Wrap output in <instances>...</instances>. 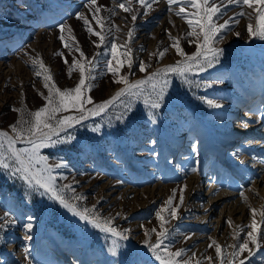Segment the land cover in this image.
I'll list each match as a JSON object with an SVG mask.
<instances>
[{"label":"rangeland","instance_id":"1","mask_svg":"<svg viewBox=\"0 0 264 264\" xmlns=\"http://www.w3.org/2000/svg\"><path fill=\"white\" fill-rule=\"evenodd\" d=\"M215 2L222 6L227 0ZM85 3L86 0H0V130L13 135L9 125L15 123L20 115L12 111L13 108L31 112L45 104L38 93L47 95V90L42 79L34 75L32 67V59L37 54L63 90L75 87L79 80L78 70L73 71L71 78L68 76L73 57L81 59L75 51L77 43L88 59L105 51L104 47L95 46L94 41L98 42V38L89 35L83 21L76 19L77 12L83 13L91 26L99 31L91 13L84 7ZM98 4L116 10L115 16L104 10L101 12L102 16L110 17L109 26L114 24L119 29H113L109 39L115 37L117 44L123 45L128 39V29H135L130 43L135 61L132 74L129 75L127 65L120 71L122 76L129 75L130 81L147 74L139 71V61L150 65L147 69L150 71L165 59H182L170 46L169 33L179 39L187 54L196 51L195 43H189L195 38H186L189 29L185 20L174 12H168L166 0L153 5L148 15H144L140 5L134 3L132 6L138 17L134 23L131 13L116 7V0H98ZM241 10L251 13L252 18L236 16ZM229 18L239 20V23H232L224 39L215 44L223 49L220 63L203 73L187 74L190 83L170 75V84L160 109H151L140 97L133 100L132 111L124 113L121 102L117 101L100 115L67 130L76 138L72 143L40 149V154L46 156L50 164L66 165L52 169L53 175L63 177L57 180L58 189L65 184L71 185L72 190H62L65 199L76 205L78 210L91 209L95 205L96 213L102 217L115 218L113 223L117 229L131 230L130 239L120 241L118 254L113 256L109 251L114 237L68 214L49 195H41L42 189L30 191L18 177L0 170V216L9 211L17 221L0 231V264H29V261L31 264H159L154 257L146 256L151 253L141 242L145 238V229L156 228L159 231L155 213L164 207V201L172 195L173 189L177 190L173 206L179 205L178 219L169 217L166 225L171 229L172 251L184 248L185 259L191 257L192 252L196 253L191 264H196V260L210 264L205 257L215 259L214 247L208 248L212 240L222 245L225 253L231 251L228 245L242 242L250 229L241 231L240 239L234 240L237 226L250 224V208L259 210L264 207V201L260 205L258 203L263 196L257 189L262 184L256 182L253 185V181L263 174L254 166H264V151L258 150L260 147L252 142L246 143L253 140L256 128L244 134L237 131L236 126L240 123L236 122L242 118V109L246 105L256 102L246 107L249 113L252 111L254 114L264 105V53L259 54L246 47L249 41L260 46H264V41L249 38L244 20L255 24V13L246 6H227L217 23L222 24ZM61 23L67 25L63 35L73 48L71 53L59 39L61 32L58 26ZM164 48L168 50L163 58L150 57V53L155 54ZM65 58L68 64L64 63ZM99 59L103 61L105 57L100 56ZM102 70L105 74L100 76ZM97 76L95 86L85 92V96H91L94 103L109 99L116 88L123 85L113 83V77L102 64L97 67ZM211 81L219 82L211 88L203 86ZM200 97L216 99L223 106L210 108ZM67 114L79 115L72 110L63 113ZM25 119L29 117L25 116ZM97 126L98 130L93 131ZM194 143L198 145L197 153L192 151ZM17 147L28 145L18 143ZM235 157L242 158L234 160ZM254 159L259 162L251 166ZM192 167L197 171L192 172ZM207 182L218 187V191L232 193L228 205L231 201L242 203L240 217L239 212L232 213V216L224 215L226 212L223 213L225 207L222 205L225 202L208 208L212 200L205 196L209 191ZM191 183L194 184L192 189ZM148 187L156 188V193H143ZM182 187L184 200L181 204ZM241 191L247 200H242ZM74 195H82L85 199L76 201ZM29 216L35 218L30 233L32 239L25 240L22 225ZM237 216L239 219H234ZM256 219L259 221L260 216L257 215ZM235 220L236 224L233 223ZM216 264H219L218 260ZM246 264H264V244Z\"/></svg>","mask_w":264,"mask_h":264},{"label":"snow or ice","instance_id":"2","mask_svg":"<svg viewBox=\"0 0 264 264\" xmlns=\"http://www.w3.org/2000/svg\"><path fill=\"white\" fill-rule=\"evenodd\" d=\"M134 3L140 5L144 15H148L149 10L153 9V5L158 4L159 0H116V7L125 13L132 14L131 20L133 23L138 18L136 9L132 6ZM166 4L168 12H174L177 17L185 20L189 29L186 33V38H195V40L189 41L190 44L195 43V52L187 54L180 46L179 39L172 37L169 33V39L172 41L170 46L175 49L176 54L182 59L177 60L174 64L157 68L152 72L147 71L150 65L144 61H139V71L147 74L143 78L130 81L129 75L132 74L133 64L135 63L130 47V43L134 37V27L128 29L127 41L123 45H118L115 37L112 39H109V37H112L113 29L117 31L119 29L114 24L108 25L110 17L101 15L102 10H104L110 16H115V8H105L103 5L98 4V0H86L84 7L91 13L92 21H95L99 31L91 26V22L83 13L77 12L76 19L83 21L85 30L89 35L98 38V42L94 41L95 46L97 48L104 47L105 51L96 53L92 59H88L77 43L75 51L79 53L81 59L77 60L73 57L72 63L68 67V76L71 78L73 71L78 70L79 80L75 87L63 90L58 87L50 73V69L45 66L43 60L37 54V57L32 59V67L34 75L42 79L43 87L47 90V95L38 93L44 99L45 104L31 112L24 108H13L12 111L20 114L15 123L9 125V129L13 135H9L8 131L0 130V170L6 171L13 177H18L30 191L42 189L41 195H49L52 200L58 201L63 208L67 209L80 220L114 237L109 249L113 256L118 254V249L121 247L120 241L130 239L131 230L117 229L113 223L115 218L102 217L96 213L95 205L91 209L85 207L82 210H78L76 205L65 199L62 195V190H72L71 185L65 184L62 188L58 189L57 180L63 177L53 175L52 169L53 167L61 168L66 165L62 163L50 164L48 158L40 154V149L72 143L76 138L68 133L67 130L87 120L89 115H100L117 101L121 102L124 113L131 112L133 100L140 97L144 98L143 102L146 106L153 110H158L164 102L170 84V80L168 79L170 75H175L185 83H190L187 79V74L194 72L203 73L208 69L214 68L220 63V57L223 55V49L216 47L215 44L224 39L226 32L231 30L230 25L232 23H239V20L234 18H229L222 24L217 23L218 18L229 5H236L241 8L246 6L252 13H255V24L249 23L246 26L248 36L249 38H258L264 41V0H227V3L222 6L218 5L215 0H166ZM235 15L239 17L247 15L249 19L252 18L251 13H246L243 10ZM66 27L67 25L64 23L59 24L58 28L61 32L59 39L63 46L68 48L71 53L73 48L65 41L63 35ZM235 35L239 36L240 33H235ZM71 39L75 40V37H71ZM167 50V48H164L163 50H158L155 54L150 53L149 55L150 57L156 55L157 59H161L166 55ZM57 55L63 56L62 53H57ZM100 56H104L105 59L101 61L99 59ZM109 56L110 58H108ZM64 63L68 64L66 58L64 59ZM100 64L103 65V69H106L107 73L111 74L113 83L125 86L121 87L109 99L103 100L100 103H94L91 96H85V92L90 91L95 86L94 82L98 78L97 67ZM125 65H127L129 75L122 76L120 75V71ZM104 74L103 70L99 72L100 76ZM218 82H205L203 86L211 88ZM199 86L198 84L197 87ZM21 95L23 96V93ZM125 97L128 98L127 101L123 100ZM199 99L210 108H221L223 106L218 100L213 98L200 97ZM85 105H93V107L86 108ZM70 110L79 115H63V113H69ZM257 113L256 122L264 121V105L257 109ZM25 116L29 117V119H25ZM245 116H250V113L246 112ZM117 119H120V117L118 116ZM152 122L155 123V119ZM250 122V120H241L240 125L243 128H247ZM98 127L92 130L97 131ZM18 143L27 144L28 147H17ZM151 143L154 144L155 141ZM191 147L193 153H197L198 145L194 143ZM153 155L156 156L158 154L153 153ZM233 155L236 156L238 153H233ZM240 162L244 163L242 160ZM191 171L196 172V167H192ZM176 192L177 190L173 189L172 195L164 201V207L155 213L156 219L159 222V231L156 228L145 229V238L141 242L147 251L151 253L152 257L159 261V264H191L192 259L196 257V253L192 252L191 257L185 259L186 250L184 248H179L175 251L171 250V229L166 227V225L168 224L169 217L171 219H178L177 209L179 205L173 206ZM183 192L184 188L182 187L180 189L181 204L184 200ZM240 196L242 200H247L243 191L240 192ZM73 199L80 201L84 200L85 197L74 195ZM249 211L252 215L250 224L237 226L233 239H240L239 233L241 231H245V229L250 230L246 231L242 242L227 246L231 249L230 252L225 253L224 247L215 240H212L208 244V248L214 247L215 249V259L210 256L205 257L210 264H216L217 260L219 264H246V261H249L251 257L256 255L257 251L262 247V244H264V207H261L259 210L250 208ZM165 212L167 214L162 215ZM257 215L260 216L259 221L256 219ZM34 219V217L29 216L22 225L24 229L23 239L25 240L32 239L30 233L33 229L32 221ZM16 223L17 221L10 215L9 211H5L0 216V231ZM141 227L143 228V225ZM153 233L155 234L154 242H152ZM187 238L186 236L185 239ZM165 241H169V243L166 244ZM245 253H247L246 256L244 255ZM29 264H31V261H29ZM196 264H201V261L196 260Z\"/></svg>","mask_w":264,"mask_h":264},{"label":"bare ground","instance_id":"3","mask_svg":"<svg viewBox=\"0 0 264 264\" xmlns=\"http://www.w3.org/2000/svg\"><path fill=\"white\" fill-rule=\"evenodd\" d=\"M245 21V24L247 25V24H249V21H248V19H245L244 20ZM151 43H153V40H151ZM227 43H228V40H227ZM246 47H249L250 49H252L254 52H256V53H259V54H263L264 53V46H260V45H257V44H255L253 41H249V42H247L246 43ZM172 62H174V61H172V59L171 58H168V59H165V60H163L160 64H158V65H156V66H154L153 68H151L150 69V71H148V72H152V71H155L157 68H162V67H165V66H167V65H169V64H171ZM141 78H143V77H141ZM140 79V78H139ZM136 80V78L135 79H133L132 81H135ZM121 87H123V85L122 86H119V87H117L116 88V90L114 91V93L112 94V95H114ZM110 98V97H109ZM250 101V100H249ZM262 101V100H261ZM254 103H256V102H253L252 104L250 103V105H246L245 106V108L244 109H242V114H241V116L240 117H242L239 121H237L236 122V124L238 123H240V121L241 120H250L251 122L249 123V125H248V127L247 128H243V127H241V125L239 124L238 126H236L237 127V131H239V132H241V133H249V131H251V130H253L254 128H256V130L255 131H253V140H249V141H247L246 143H251L252 142V144L253 145H255V146H259L260 148L258 149V147H257V149L258 150H260V149H263V151H264V121H261V122H256V115L258 114L257 112L254 114V112H252L251 111V113H250V116H245V113L247 112V113H249V111H248V109H246V107H248V106H252ZM235 123V122H234ZM10 135V134H9ZM242 157H235L234 158V160H236V159H241ZM259 161H257V160H253V163H251V166H254L256 163H258ZM235 163H239V161H236ZM263 164H258V165H256V166H254V169H257V168H260L261 169V171H263V174H262V176L258 179H255L254 181H253V185H255V183L256 182H258V184H262L261 185V187H259L257 190H258V192H259V194L261 195L262 194V198H261V200H259V205H260V203L261 202H263L264 201V166H262ZM231 166V165H230ZM229 166V167H230ZM233 167V166H232ZM253 169V168H252ZM206 181H207V179H206ZM208 183V182H207ZM190 184V183H189ZM202 184V183H201ZM257 184V185H258ZM200 186V185H199ZM194 187V184L192 185V183H191V189ZM201 187V186H200ZM217 188L218 187H216V186H214L213 184H211V183H208V185H207V190H209L208 192H207V194H205V196H208V198L209 199H211L212 200V202H210V206L208 207V208H210V207H213V208H215V207H217L218 205H220V204H222V203H224L223 205H222V207H225V209L223 210V213L224 212H226L224 215H230V216H232V213H236V212H239V217L241 216V211H243L242 210V203H240L239 204V202H237V203H235V201H231L230 202V204L228 205V203H229V200H230V198H232V193H230L228 190H217ZM190 189V190H191ZM155 190H156V188H152V187H148V188H145L142 192L143 193H146L147 195H152V194H154V193H156L155 192ZM203 191H204V189H203ZM256 191V190H255ZM240 201V200H239ZM58 202V201H57ZM59 203V202H58ZM228 205V206H227ZM61 206V205H60ZM221 207V208H222ZM61 208L64 210V211H66L68 214H71V215H73L71 212H69L67 209H65V208H63L62 206H61ZM204 212V211H203ZM74 216V215H73ZM217 216H220V214H218ZM76 217V216H75ZM234 217V216H233ZM78 218V217H77ZM219 219V218H218ZM223 218H221V220H222ZM234 219H239L238 218V216H237V218H234ZM218 221V220H217ZM87 223V222H86ZM233 223L234 224H236L237 222H236V220L235 221H233ZM87 224H89V223H87ZM90 226H92L91 224H89ZM93 227V226H92ZM185 234V233H184ZM110 235V234H109ZM183 238V237H182ZM149 253V252H148ZM147 257H149V258H151V259H153V257H152V255L150 254V255H146Z\"/></svg>","mask_w":264,"mask_h":264},{"label":"water","instance_id":"4","mask_svg":"<svg viewBox=\"0 0 264 264\" xmlns=\"http://www.w3.org/2000/svg\"><path fill=\"white\" fill-rule=\"evenodd\" d=\"M175 62H176V61L172 62L171 64H174ZM124 86H125V85H123V87H124ZM93 117H95V116H93V115H89L87 119H90V118H93Z\"/></svg>","mask_w":264,"mask_h":264}]
</instances>
